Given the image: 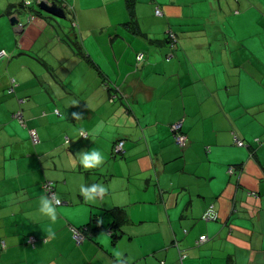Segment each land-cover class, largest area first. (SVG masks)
I'll list each match as a JSON object with an SVG mask.
<instances>
[{
  "label": "crops",
  "instance_id": "0c3cea01",
  "mask_svg": "<svg viewBox=\"0 0 264 264\" xmlns=\"http://www.w3.org/2000/svg\"><path fill=\"white\" fill-rule=\"evenodd\" d=\"M55 1L67 20L0 0V264H117L114 250L127 264H264V0ZM93 148L105 161L85 170L77 153ZM97 183L106 195L86 203L79 186ZM93 220L75 243L68 227Z\"/></svg>",
  "mask_w": 264,
  "mask_h": 264
},
{
  "label": "clouds",
  "instance_id": "9594fccd",
  "mask_svg": "<svg viewBox=\"0 0 264 264\" xmlns=\"http://www.w3.org/2000/svg\"><path fill=\"white\" fill-rule=\"evenodd\" d=\"M45 2L51 3V0H45ZM78 105V102H73V106ZM72 117L74 119H81L82 113L79 112H73ZM81 137L87 138L84 136L83 133H81ZM79 157V164L83 167L85 170H91L95 168H99L103 165L105 161L104 154L96 148H93L91 150H81L79 153H77ZM79 193L83 197L84 201L86 203H96L97 200L103 199V197L107 193V188L103 184H92L89 186H86L84 184H81L79 186ZM61 201L57 196L54 194L51 196L43 195L39 199V213L46 217L50 224L47 227V235L49 237L54 238L55 237V231L53 226L57 222V207L60 205ZM102 223V221H98V224ZM105 237V242L110 239V233H102ZM113 255L116 258L117 264H127V261H125L123 257V253L119 250H114Z\"/></svg>",
  "mask_w": 264,
  "mask_h": 264
},
{
  "label": "built area",
  "instance_id": "2783aa9c",
  "mask_svg": "<svg viewBox=\"0 0 264 264\" xmlns=\"http://www.w3.org/2000/svg\"><path fill=\"white\" fill-rule=\"evenodd\" d=\"M39 0H22V5L24 7H29V6H32V5H36V3L38 2ZM154 14L155 15H160L161 14V10L158 8V7H155L154 8ZM34 18V15L31 14V13H28L25 17V23H29L33 20ZM16 28L20 29L22 27V24L20 22H18L17 24L14 25ZM167 37L169 38L170 42L173 43L175 41V35L172 31L170 30H167ZM6 56V52L3 50V49H0V58L1 57H4ZM137 59H140L141 58V54L139 53L137 56H136ZM11 82H13V80H11ZM12 91V88H8L7 92H11ZM55 113H57V111L55 110ZM15 117L18 119V121L22 124L23 121L21 119V115H20V112H16L15 114ZM181 122L180 121H174L172 122L171 126H170V130H171V135H172V139L174 141L175 144H177L179 147H184L187 143V138H186V135L181 132ZM81 133L84 134V136H86V133L84 131H80L79 132V135L81 137ZM28 136L30 138V140L32 142H36L37 141V134L35 132L34 129H28ZM236 140V143L237 145L239 146H242L244 143L242 141H238L237 139ZM122 144H123V141L122 140H118L114 143V145L112 146V152L113 153H118L121 151V148H122ZM233 167H229L228 168V172L229 173H232L233 172ZM42 188L43 190L45 191V193L48 195V196H51L53 195V190H52V187H51V183L49 181H45L42 183ZM72 231V234H73V238L75 239V241L78 243L80 242L82 239H83V235L81 233H79L76 229H71ZM206 237H204L203 235L198 237L197 239V242H201L203 240H205ZM28 240L29 242H33L34 241V238L32 236H29L28 237Z\"/></svg>",
  "mask_w": 264,
  "mask_h": 264
},
{
  "label": "water",
  "instance_id": "95a60500",
  "mask_svg": "<svg viewBox=\"0 0 264 264\" xmlns=\"http://www.w3.org/2000/svg\"><path fill=\"white\" fill-rule=\"evenodd\" d=\"M36 7L39 9V11L44 12L54 18L65 19L63 8L55 0H51V3L45 2V0H39L36 3ZM8 21L11 25L18 23L15 17H9Z\"/></svg>",
  "mask_w": 264,
  "mask_h": 264
},
{
  "label": "rangeland",
  "instance_id": "374dc122",
  "mask_svg": "<svg viewBox=\"0 0 264 264\" xmlns=\"http://www.w3.org/2000/svg\"><path fill=\"white\" fill-rule=\"evenodd\" d=\"M39 10V9H38ZM53 19H55V20H57V21H61L62 22V20L64 21V20H67L66 19V17H65V19H59V18H54L53 17ZM68 22V21H67ZM69 23H70V21H69ZM55 40H57V37H53ZM39 53H41V55H44L45 53L46 54H48V50L45 48V47H43V46H41V47H39ZM32 52H34V51H32ZM18 53V52H17ZM6 54H8V53H6ZM32 56V58H33V61H34V66H33V70H34V72L36 73V74H38V75H40V74H43L46 78H47V73H49V71L45 68V66H44V64H43V62H42V59H41V61L40 60H38V59H36V57L34 56V55H31ZM19 58H24V57H28V55L27 54H24V55H19L18 56ZM18 57H15L14 59H15V63H17L18 62V60H17V58ZM19 64V63H18ZM25 68V67H24ZM27 68V67H26ZM25 68V73H29V75H31L32 73H33V71L30 69V68H27L26 69ZM11 70V69H10ZM34 74V73H33ZM35 80H36V78H35ZM113 153V152H112Z\"/></svg>",
  "mask_w": 264,
  "mask_h": 264
},
{
  "label": "trees",
  "instance_id": "16d2710c",
  "mask_svg": "<svg viewBox=\"0 0 264 264\" xmlns=\"http://www.w3.org/2000/svg\"><path fill=\"white\" fill-rule=\"evenodd\" d=\"M132 1L133 0H126V2H127V6H129V5H131V3H132ZM23 6V5H22ZM155 7H158L157 5L155 6ZM154 7V8H155ZM154 8H153V13H154ZM159 8V7H158ZM160 9V8H159ZM161 10V9H160ZM175 42V41H174ZM12 88L13 89V84H12V82H11V85L9 86V88ZM10 93V92H9ZM16 112H20L19 110L18 111H16ZM15 112V113H16ZM14 113V114H15ZM53 113H55V109L53 110ZM21 115V114H20ZM14 117H15V115H13ZM16 118V117H15ZM17 119V118H16ZM18 120V119H17ZM30 139V138H29ZM31 141V140H30ZM37 141H38V137H37ZM36 141V142H37ZM118 141V140H117ZM32 142V141H31ZM36 142H32V143H36ZM114 145V144H113ZM45 181H47V180H45ZM45 181H43V182H45ZM42 182V183H43ZM50 183H51V181H49ZM42 183H41V188H42ZM51 187H52V183H51ZM43 189V188H42ZM52 190H53V187H52ZM43 192L45 193V191L43 190ZM53 193H54V191H53ZM46 194V193H45ZM47 195V194H46ZM55 195V194H54ZM48 196V195H47ZM93 222V223H92ZM94 224V220L93 221H89V222H87L85 225H82V226H80V227H75V226H69L68 227V229H69V232H70V234H71V237L73 238V234H72V231H71V229L73 228V229H76L79 233H81L83 236L84 235H87L88 233H87V231H89V230H91L90 229V225H93ZM115 230H111V229H107L106 230V232L107 233H112L113 234V232H114ZM32 236V235H31ZM33 238H35L34 236H32ZM35 240V239H34ZM73 241L75 242V243H77L76 241H75V239L73 238ZM81 242V241H80ZM80 242H78V243H80Z\"/></svg>",
  "mask_w": 264,
  "mask_h": 264
}]
</instances>
